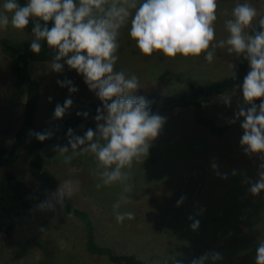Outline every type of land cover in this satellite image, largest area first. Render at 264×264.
<instances>
[{"label":"rangeland","instance_id":"rangeland-1","mask_svg":"<svg viewBox=\"0 0 264 264\" xmlns=\"http://www.w3.org/2000/svg\"><path fill=\"white\" fill-rule=\"evenodd\" d=\"M245 2L263 15L264 0H218L216 39L213 43L227 38L229 33L225 22L232 18L235 4ZM129 29L130 23L120 30L115 70L135 74L139 78L141 88L136 95L173 93L185 89L188 83H203L229 74L232 72L231 64L236 66L237 57L228 52L227 45L216 48L211 63L204 59L203 54L171 58L154 52L151 57L144 56L136 41L129 36ZM0 37L32 41L34 34L9 25L0 27ZM52 62H28L30 74L41 87L32 131L40 132L60 120L53 118L54 108L57 103L62 105L66 98L71 97L74 103L65 115L82 109L97 98L82 75L66 64L63 72H54L49 68ZM249 70L248 66L246 75ZM65 78L74 82L78 92L70 94L67 87L57 84V80ZM232 89L202 101L204 113L215 122L224 120L236 111L238 102L242 103L239 91L232 96L230 107L222 103L220 97L229 95ZM24 93L21 87L9 86L7 59L0 52V145L5 148L11 144L20 122ZM156 113L166 117V123L152 142L148 157L134 161L128 170L133 184V191L128 195L133 202L122 204L120 208L121 212H133L134 219L116 222L112 205L119 199L121 186L114 184L96 188L99 180L91 172L96 167L92 155L76 156L65 163L63 157L52 150L53 145L67 143L66 135L43 150V168L57 180L53 192L65 180H78L79 191L69 198L70 202L89 212L96 239L115 253L131 254L147 264H173V256L182 264H191L194 257L215 250L223 256V260L216 264H255L257 239H264V191L253 196L248 191L250 185L243 181L245 178H257L261 161L255 155L249 158L243 153L239 144L243 134L240 125L212 138L203 126L193 121L191 108ZM95 126L92 119L87 125L76 128L75 133L83 135L84 131L95 129ZM31 137L28 134L26 140ZM213 162L217 163L220 173L227 174V179L216 174L211 167ZM27 165L28 156L22 150L11 164L0 167V174L10 171L27 187L34 189L36 182L29 178ZM234 170L236 175H232ZM181 196L186 199L177 207L176 202ZM189 216L199 220L198 230L193 231L190 227L193 220H189ZM60 241L65 242L63 247ZM0 264L112 263L85 251L81 224L56 205V211L19 216L14 221L13 236L0 234Z\"/></svg>","mask_w":264,"mask_h":264},{"label":"clouds","instance_id":"clouds-1","mask_svg":"<svg viewBox=\"0 0 264 264\" xmlns=\"http://www.w3.org/2000/svg\"><path fill=\"white\" fill-rule=\"evenodd\" d=\"M218 8V0H28L23 6L18 0H2L0 3V27L11 25L23 30L30 19L36 18L31 29L34 34L31 51L39 54L41 41H46L48 48L56 53L49 68L60 73L66 64L83 76L89 90L102 102L94 117L95 129L88 128L83 135H78L69 128L67 143L53 145L52 150L62 156L65 163L76 156L92 155L96 167L91 172L99 180L96 188L121 186L119 199L112 205L117 223L135 218L131 211H120L122 204L133 202L128 195L133 191L128 170L134 161L148 157L152 142L159 136L167 119L153 113L151 102L144 96L136 95L141 86L135 74L115 70L120 30L129 23V36L136 41L140 53L147 57L154 52L171 58L203 54L211 63L216 48L227 45L229 53L248 62L250 70L242 84H235L231 93L221 96L220 100L230 107L232 96L238 91L242 94V103L238 102L228 123L240 122L243 134L239 144L243 153L249 158L255 155L261 161L257 178H245L243 183L250 185L248 191L253 196L264 191V15H260L250 3H236L231 11L232 18L225 22L229 35L213 43ZM257 18L258 30L253 26ZM231 68V79L235 81V65L231 64ZM57 84L67 87L70 94L79 90L71 79L57 80ZM48 99L51 101L52 98ZM257 100L260 101L258 104ZM73 103L71 97L62 105L57 103L53 118H63ZM83 115L87 117L88 113ZM29 135L43 142L52 138L53 132L30 130ZM69 152L71 155H67ZM211 167L222 179H227L226 173L219 172L217 163L213 162ZM236 174L234 170L232 175ZM77 191L78 180H65L37 205V209L56 211V205L63 208L66 198H71ZM185 199L181 196L176 202L177 207ZM189 220H193L192 230H198L199 220L192 216ZM64 243L60 241L62 247ZM172 259L173 264H182L174 256ZM221 260L222 254L212 250L194 257L191 264H216ZM255 264H264V239H257Z\"/></svg>","mask_w":264,"mask_h":264},{"label":"trees","instance_id":"trees-1","mask_svg":"<svg viewBox=\"0 0 264 264\" xmlns=\"http://www.w3.org/2000/svg\"><path fill=\"white\" fill-rule=\"evenodd\" d=\"M23 6L28 0H18ZM264 15V13H263ZM36 18L30 19L25 32H32ZM43 24V22L41 21ZM51 26V23L49 24ZM258 30V20L253 24ZM251 31V30H249ZM31 41L27 39L11 40L0 37V52L7 59L8 84L12 88H23L24 100L20 122L15 129L13 139L8 148L0 145V167L11 164L22 150L28 156L27 174L36 182V187L30 189L14 173L6 171L0 174V234L11 237L14 234V221L24 214H37L41 210L37 205L48 198L57 185L56 178L44 166V147L65 136L69 128L76 129L87 125L96 116L97 108L102 107V102L97 97L87 103L82 109L65 115L60 120L42 129L51 130L53 136L43 142L35 136L26 140L30 130L34 129L36 119V102L40 94L39 82L30 74L28 62L53 61L55 50L48 48L46 41H41L42 49L35 54L30 49ZM248 62L242 57L237 58L234 71L237 73L236 80L231 79V73L203 83H188L185 89L177 90L169 94L147 93L144 96L151 102L153 113L169 112L178 108H191L192 119L195 123L203 126L212 138H217L226 133L230 128L240 125L229 124L228 120L233 117L235 111L221 122L204 113L202 101L209 96L232 89L246 76ZM260 101L257 100L258 104ZM81 115H77V113ZM83 113H88L87 117ZM61 207V206H60ZM61 210L81 224L84 238V249L90 255L104 258L112 264H147L131 254L115 253L109 246L101 244L96 239L95 226L89 212L83 208L74 206L66 198Z\"/></svg>","mask_w":264,"mask_h":264},{"label":"crops","instance_id":"crops-1","mask_svg":"<svg viewBox=\"0 0 264 264\" xmlns=\"http://www.w3.org/2000/svg\"><path fill=\"white\" fill-rule=\"evenodd\" d=\"M37 111V110H36Z\"/></svg>","mask_w":264,"mask_h":264}]
</instances>
